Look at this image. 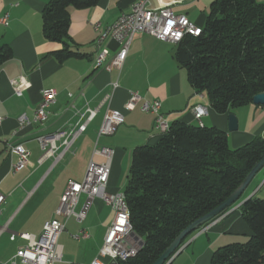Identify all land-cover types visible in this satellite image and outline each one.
<instances>
[{"label": "crops", "instance_id": "crops-1", "mask_svg": "<svg viewBox=\"0 0 264 264\" xmlns=\"http://www.w3.org/2000/svg\"><path fill=\"white\" fill-rule=\"evenodd\" d=\"M47 1L0 0V16L5 12L9 15L8 26L0 24V43L8 44L13 53L0 68V192L5 196L0 206V264H11L17 249L25 245L19 237L10 240V235L26 232L38 236L45 221L54 217L69 181H81L90 161H103L95 150L113 149L106 189L110 193L123 192L133 148L152 145L160 137L153 127L154 114L141 111V102L133 110L125 109L130 91H137L146 100H159L160 112L170 122L198 124L192 108L205 105L207 112L201 117L202 125L223 130L231 148L255 137L264 138V105L251 102L224 113L214 111L204 93L193 92L185 69L173 57L175 44L149 34H137L120 69L104 68L118 45L109 37L101 44L96 40L122 13L130 11L135 0H98L95 6L86 9H70L69 35L75 48L84 55L62 62L50 54L61 45L47 41L42 34L41 10ZM170 1L173 0H148V3L154 7ZM175 1L171 4L175 13L184 14L196 26L203 27L213 0ZM101 47L107 48L108 54L104 64L96 67L94 60ZM15 78L23 83L21 95L14 93L11 80ZM113 82L117 83L114 89ZM43 89L55 90V102L47 108L44 122H33ZM87 109L95 110V115L69 148L63 151V145L57 142L56 154L63 152L62 156L58 160L41 159L37 137L59 129H76L86 121ZM107 109L121 112L123 123L113 134L98 136ZM22 114L30 122L20 127L18 117ZM229 114L237 119L236 130L228 129ZM8 143H19L29 151L28 163L16 172L11 170V164L18 157L7 151ZM253 179L236 203L188 236L167 264H209L217 247L244 241L250 230L241 218L239 206L246 197L255 195L257 184L250 187ZM85 199V194L79 196L75 210ZM112 218V209L99 198L92 200L81 222L68 218L58 238L62 257L55 264H90L96 258L110 262L98 257V253ZM81 229L87 231V237H75Z\"/></svg>", "mask_w": 264, "mask_h": 264}, {"label": "trees", "instance_id": "trees-1", "mask_svg": "<svg viewBox=\"0 0 264 264\" xmlns=\"http://www.w3.org/2000/svg\"><path fill=\"white\" fill-rule=\"evenodd\" d=\"M97 3L48 0L43 6L42 34L61 45L50 53L58 61L84 55L69 35L70 9ZM12 56L11 47L0 43V68ZM173 57L193 92L204 93L217 113L251 103L264 93V3L213 0L200 33L185 35ZM263 156L264 138L231 148L223 130L180 120L171 121L156 143L134 147L123 194L142 245L120 264H152L190 223L222 203ZM239 212L248 240L217 247L209 264L264 263V199L247 198Z\"/></svg>", "mask_w": 264, "mask_h": 264}, {"label": "built area", "instance_id": "built-area-1", "mask_svg": "<svg viewBox=\"0 0 264 264\" xmlns=\"http://www.w3.org/2000/svg\"><path fill=\"white\" fill-rule=\"evenodd\" d=\"M176 2L175 0L163 2L152 7L149 5L148 0L133 1L130 11L122 13L109 29L96 40L97 44H101L105 37H109L118 45L116 52L104 68L106 70L111 68L120 69L126 58L129 45L137 34H149L158 40L172 44H177L185 35H198L201 30L200 27L196 26L184 14H177L172 10L171 4ZM0 24L8 26L9 15L7 12L0 16ZM107 54V48L101 47L99 49L94 60L96 67L104 64ZM19 81L17 78L11 80L16 95H21L23 88V83H19ZM111 86L114 89L117 83L113 82ZM55 98L56 92L54 89L42 90L41 102L33 113V122L42 123L46 120L47 108L55 102ZM109 98L110 95H107L106 99ZM138 102H141V111L154 114V129L159 134L165 133L170 127V121L160 112V101L157 99L146 100L137 91H130L124 107L126 110H133ZM87 111L86 121L76 129H59L37 137L42 150L41 159L53 157L58 160L62 156L63 152L56 154L57 142L59 141L63 145V151L69 148L72 141L86 129L87 122L95 115V110L87 109ZM206 112L207 107L203 104L193 106L192 114L198 125L202 126L201 117ZM29 122L24 114L18 117L20 127ZM122 123L123 115L121 112L115 109H107L98 130V136L113 134ZM7 151L18 157L17 161L11 164L13 172L22 169L28 163L29 151L23 145L8 143ZM94 153L101 155L103 161L99 163L90 161L81 181H69L60 196L54 217L45 221L38 236L26 232L12 233L10 235V240L12 241L16 237L25 241V245L18 248L15 255L10 259L11 264H55L59 262L62 257V246L58 238L65 229L67 219L74 217L78 222H81L85 218L94 198H99L110 206L113 211V218L106 230L103 244L98 253V257L108 258L110 262L106 263L96 258L90 264H120V262L135 256L142 245V240L133 232L129 223V213L124 194L123 192L110 193L106 189L113 149L102 147L98 151L95 150ZM81 194H85L86 199L81 207L75 210ZM4 198L5 196L0 192V206ZM87 236V231L81 229L75 237Z\"/></svg>", "mask_w": 264, "mask_h": 264}, {"label": "water", "instance_id": "water-1", "mask_svg": "<svg viewBox=\"0 0 264 264\" xmlns=\"http://www.w3.org/2000/svg\"><path fill=\"white\" fill-rule=\"evenodd\" d=\"M252 103L256 105H264V93H258L253 96ZM228 129L233 131L237 129V119L233 114L228 115ZM264 166V156L254 165L249 171L241 184L217 207L210 212L190 223L184 230H182L177 237L170 243V245L163 251V253L152 264H167L168 261L179 251L184 239L197 231L203 225L213 220L217 215L222 214L234 203L238 201L242 193L251 182L256 173ZM247 199V198H246ZM245 199V200H246Z\"/></svg>", "mask_w": 264, "mask_h": 264}, {"label": "rangeland", "instance_id": "rangeland-1", "mask_svg": "<svg viewBox=\"0 0 264 264\" xmlns=\"http://www.w3.org/2000/svg\"><path fill=\"white\" fill-rule=\"evenodd\" d=\"M206 127H208V126H206ZM255 184H257V187L255 189L256 190L255 196H257L259 198H264V166L256 173V176L253 179L252 183L250 184V187L252 188V186ZM248 197H246V198H248ZM241 236H244V235H241ZM248 238H249V236L243 238L244 241H240V242H245L248 240Z\"/></svg>", "mask_w": 264, "mask_h": 264}]
</instances>
